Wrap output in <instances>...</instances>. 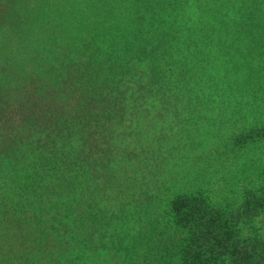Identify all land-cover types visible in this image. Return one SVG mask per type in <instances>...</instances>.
Listing matches in <instances>:
<instances>
[{
	"label": "trees",
	"instance_id": "obj_1",
	"mask_svg": "<svg viewBox=\"0 0 264 264\" xmlns=\"http://www.w3.org/2000/svg\"><path fill=\"white\" fill-rule=\"evenodd\" d=\"M11 1L0 264H264V0Z\"/></svg>",
	"mask_w": 264,
	"mask_h": 264
},
{
	"label": "rangeland",
	"instance_id": "obj_2",
	"mask_svg": "<svg viewBox=\"0 0 264 264\" xmlns=\"http://www.w3.org/2000/svg\"><path fill=\"white\" fill-rule=\"evenodd\" d=\"M60 2H68L70 0H57ZM1 4H0V8H1ZM33 8V5L31 4V6H29L27 0H12L10 3V9L12 10L14 15H20L21 19L23 20L24 27H28L30 25V20H33V17L31 16L30 12L31 9ZM67 10V9H66ZM64 9L62 16L60 19H65V21L70 20V18H78L79 16L74 14V13H66V11ZM72 12L76 13V10H73ZM14 35V33L10 30V28H2L0 27V63L3 62L4 60H2L1 56L3 53H7L10 51L12 45H13V41L11 40L10 36Z\"/></svg>",
	"mask_w": 264,
	"mask_h": 264
}]
</instances>
